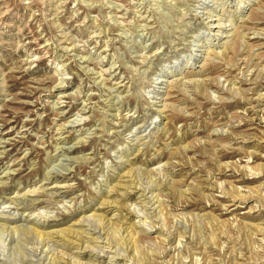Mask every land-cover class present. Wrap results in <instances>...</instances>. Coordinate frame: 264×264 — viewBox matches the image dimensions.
<instances>
[{"label":"rangeland","instance_id":"obj_1","mask_svg":"<svg viewBox=\"0 0 264 264\" xmlns=\"http://www.w3.org/2000/svg\"><path fill=\"white\" fill-rule=\"evenodd\" d=\"M0 264H264V0H0Z\"/></svg>","mask_w":264,"mask_h":264},{"label":"bare ground","instance_id":"obj_2","mask_svg":"<svg viewBox=\"0 0 264 264\" xmlns=\"http://www.w3.org/2000/svg\"><path fill=\"white\" fill-rule=\"evenodd\" d=\"M3 143V142H2ZM68 150V149H67ZM52 187V186H51ZM53 188H57V187H53Z\"/></svg>","mask_w":264,"mask_h":264}]
</instances>
